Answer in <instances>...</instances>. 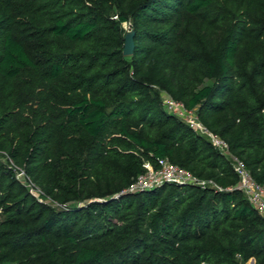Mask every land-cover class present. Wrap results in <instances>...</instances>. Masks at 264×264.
<instances>
[{"label": "trees", "instance_id": "obj_1", "mask_svg": "<svg viewBox=\"0 0 264 264\" xmlns=\"http://www.w3.org/2000/svg\"><path fill=\"white\" fill-rule=\"evenodd\" d=\"M163 92L264 186V0H0V264H264V215ZM157 158L221 189L129 191Z\"/></svg>", "mask_w": 264, "mask_h": 264}, {"label": "built area", "instance_id": "obj_2", "mask_svg": "<svg viewBox=\"0 0 264 264\" xmlns=\"http://www.w3.org/2000/svg\"><path fill=\"white\" fill-rule=\"evenodd\" d=\"M163 100L170 112L183 119L196 132L206 135L213 145L230 160L234 170L239 175L237 188L240 189L249 202L264 215V186L256 181L243 160L232 154L227 142L220 136L212 133L200 121L196 110L188 109L183 103L175 101L165 92H163ZM143 166L145 172L137 177L135 182L129 187V191L147 190L166 182L193 184L201 187L221 189L214 181L201 179L188 170L173 164L167 158H157L155 164L150 160H146ZM10 167L15 171L16 177L27 186L39 200L43 201V190L31 180L23 168L14 164L13 161H11Z\"/></svg>", "mask_w": 264, "mask_h": 264}, {"label": "water", "instance_id": "obj_3", "mask_svg": "<svg viewBox=\"0 0 264 264\" xmlns=\"http://www.w3.org/2000/svg\"><path fill=\"white\" fill-rule=\"evenodd\" d=\"M134 48H135L134 30L131 29V31L125 35L123 54L126 56L132 55L134 52ZM251 263L254 264L253 259H252Z\"/></svg>", "mask_w": 264, "mask_h": 264}, {"label": "rangeland", "instance_id": "obj_4", "mask_svg": "<svg viewBox=\"0 0 264 264\" xmlns=\"http://www.w3.org/2000/svg\"><path fill=\"white\" fill-rule=\"evenodd\" d=\"M123 28L125 29V35L128 34L131 31V25H130V23H123ZM0 159L2 161H4V162L9 161L8 157L5 156L4 154L0 156ZM54 205L56 206V204H54ZM251 261L252 260H250L248 262V264H252Z\"/></svg>", "mask_w": 264, "mask_h": 264}, {"label": "crops", "instance_id": "obj_5", "mask_svg": "<svg viewBox=\"0 0 264 264\" xmlns=\"http://www.w3.org/2000/svg\"><path fill=\"white\" fill-rule=\"evenodd\" d=\"M254 261V260H253ZM254 264H255V261H254Z\"/></svg>", "mask_w": 264, "mask_h": 264}]
</instances>
